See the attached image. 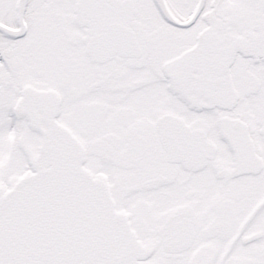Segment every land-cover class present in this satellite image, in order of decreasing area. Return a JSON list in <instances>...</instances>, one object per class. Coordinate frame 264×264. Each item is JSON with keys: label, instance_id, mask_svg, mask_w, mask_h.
<instances>
[{"label": "snow or ice", "instance_id": "snow-or-ice-1", "mask_svg": "<svg viewBox=\"0 0 264 264\" xmlns=\"http://www.w3.org/2000/svg\"><path fill=\"white\" fill-rule=\"evenodd\" d=\"M0 264H264V0H0Z\"/></svg>", "mask_w": 264, "mask_h": 264}]
</instances>
